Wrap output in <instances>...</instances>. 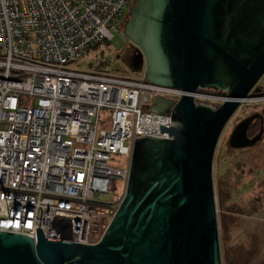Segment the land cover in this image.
<instances>
[{"label": "built area", "instance_id": "1", "mask_svg": "<svg viewBox=\"0 0 264 264\" xmlns=\"http://www.w3.org/2000/svg\"><path fill=\"white\" fill-rule=\"evenodd\" d=\"M130 2L0 0V231L97 244L121 201L98 197L126 186L135 139L169 138L152 103L182 90L71 65L112 40ZM201 92L195 103L225 100Z\"/></svg>", "mask_w": 264, "mask_h": 264}, {"label": "water", "instance_id": "2", "mask_svg": "<svg viewBox=\"0 0 264 264\" xmlns=\"http://www.w3.org/2000/svg\"><path fill=\"white\" fill-rule=\"evenodd\" d=\"M128 15L123 35L140 50L144 79L182 90L176 104L152 103L171 116L159 125L169 138L135 139L124 195L97 244L45 239L39 227L37 240L0 231V264H222L213 158L225 126L260 92L264 0H135ZM207 90L225 100L196 104ZM252 119L234 128L231 148L262 139V129L247 138Z\"/></svg>", "mask_w": 264, "mask_h": 264}, {"label": "rangeland", "instance_id": "3", "mask_svg": "<svg viewBox=\"0 0 264 264\" xmlns=\"http://www.w3.org/2000/svg\"><path fill=\"white\" fill-rule=\"evenodd\" d=\"M133 3L134 0L126 12ZM123 24V20L116 22L118 30L112 40L88 48L79 60L71 64L72 68L90 75L104 73L117 78L143 77L135 70L137 65L143 68L140 50H134L120 33ZM257 87L264 89V76ZM209 106L217 107L216 104ZM263 108L264 96L258 100L250 97L249 101L241 104L225 126L215 149L212 178L222 264H264V137L252 147L233 149L229 146L236 124L261 113ZM124 191L122 181L112 180L110 195L100 196L98 200L116 202Z\"/></svg>", "mask_w": 264, "mask_h": 264}, {"label": "flooded vegetation", "instance_id": "4", "mask_svg": "<svg viewBox=\"0 0 264 264\" xmlns=\"http://www.w3.org/2000/svg\"><path fill=\"white\" fill-rule=\"evenodd\" d=\"M128 18H129L128 11H127V12L124 11L123 16L121 17V21L123 20L124 23H126V21L128 20ZM124 25H125V24L122 25L121 28H123V29H122V31L120 30V33H123ZM125 39H126V38H125ZM126 40H127V39H126ZM127 41L130 43L131 47L134 48V50H135V49L138 50L137 47H136L133 43H131L129 40H127ZM135 70L137 71L138 74L141 73V75L143 76V68H141V66L137 65V67L135 68ZM248 118H251V116H248V117H246L245 119H248ZM252 118H253V119H252V121L249 123L248 128H247V133H246L247 138H248V139H252L253 137H255V136L260 132L261 129L263 130V135H262V138H263V137H264V120H263L262 116H260L259 114L256 113V114H253V115H252ZM245 119H243V120H245ZM243 120H241V121H243ZM241 121H240V122H241ZM240 122H238V123L236 124V126H237ZM236 126H235V127H236ZM235 127H234V128H235ZM260 141H261V140H260ZM233 149H234V148H233ZM239 151H240V150H239Z\"/></svg>", "mask_w": 264, "mask_h": 264}, {"label": "trees", "instance_id": "5", "mask_svg": "<svg viewBox=\"0 0 264 264\" xmlns=\"http://www.w3.org/2000/svg\"><path fill=\"white\" fill-rule=\"evenodd\" d=\"M94 47H96V46H94ZM93 46L91 47V49L92 48H94ZM209 93H212V94H220V95H224V94H221V93H218V92H216V91H214V90H209ZM252 97L254 96V97H262V96H264V89H262V88H260V92L258 93V94H254V95H251ZM216 106H218V104H216ZM260 116H262V118H263V120H264V108H263V110H262V112L261 113H258Z\"/></svg>", "mask_w": 264, "mask_h": 264}, {"label": "bare ground", "instance_id": "6", "mask_svg": "<svg viewBox=\"0 0 264 264\" xmlns=\"http://www.w3.org/2000/svg\"><path fill=\"white\" fill-rule=\"evenodd\" d=\"M133 0H131V2H132ZM135 1V0H134ZM130 2V3H131ZM130 5V4H129ZM132 6V5H131ZM121 20V18L118 20V21H120ZM166 88H169V87H166ZM171 89H175V88H171ZM177 90H179V89H177Z\"/></svg>", "mask_w": 264, "mask_h": 264}, {"label": "clouds", "instance_id": "7", "mask_svg": "<svg viewBox=\"0 0 264 264\" xmlns=\"http://www.w3.org/2000/svg\"><path fill=\"white\" fill-rule=\"evenodd\" d=\"M123 197V196H122ZM2 232H5V231H2ZM9 233V232H8ZM13 234H15V233H13Z\"/></svg>", "mask_w": 264, "mask_h": 264}]
</instances>
